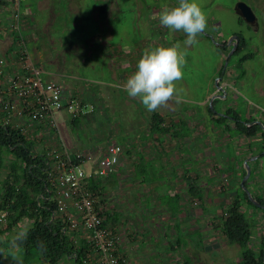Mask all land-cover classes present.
<instances>
[{"label": "rangeland", "instance_id": "1", "mask_svg": "<svg viewBox=\"0 0 264 264\" xmlns=\"http://www.w3.org/2000/svg\"><path fill=\"white\" fill-rule=\"evenodd\" d=\"M56 2L57 8L54 12L58 18L51 29L53 37L50 39L55 44L50 45V48L53 51L57 50L55 54L60 57L62 73L58 78L59 83L74 87L79 98L87 96L88 100L85 102L94 106L95 112L80 119L76 126L68 121L65 126L60 124L59 129L54 130L30 128L28 133L38 143L39 151H46L47 148L52 151L57 150L66 143L65 145H69L68 147L72 150H81L96 158L111 144H119L125 151V148H129V144L135 143V140L146 142L153 139L148 129V121L155 111H146L139 98L128 96L124 89L127 78L136 69L132 67L133 65L127 68L123 66L111 68V65L119 64V56L125 54V49L121 48L122 45L132 48L147 45L154 49L158 46L169 47L180 42L181 49L185 52V64L182 69V78L174 82L179 101L177 102L176 96L172 100L183 112V120L191 122L194 119H202L203 115H194L200 108L203 113L207 111L210 114V109L213 112H219L212 106L215 100L216 102L221 100L228 111L238 112L243 121L251 120L252 116H257L254 122L264 121V0H197L207 17V25L203 33L197 36L198 43L191 47L183 44L185 34L182 31H170L159 23L160 13L166 8L175 7L178 0H85L78 13H73L69 9L67 0L63 3H60V0ZM239 2H245L254 11L257 17L255 27L239 24L240 15L236 12ZM101 4L108 6V12L105 15L98 9ZM239 33L249 41L248 48L240 55H232L227 63L234 42L231 41L230 45L228 43ZM208 35L213 39L209 40ZM224 41L230 51L226 48L225 51L221 49ZM75 46L78 52L73 51ZM226 52L227 57L223 58L222 55ZM245 54L251 55V58L243 64L244 67L241 70L237 65L241 56ZM44 66L46 70L52 72L57 70L47 64ZM242 72L246 75L240 77ZM57 73L59 74L60 71ZM221 79L230 84L224 92L227 94L226 98L225 95L217 94L222 90ZM162 108L163 106L156 111H161ZM221 115L224 116L225 113ZM69 119L72 120L71 117ZM231 125L233 126V123ZM210 127L215 129L214 125ZM231 133L234 134V132ZM215 134L208 130L207 137L210 139L208 143L204 137L200 139L204 143L200 151L201 164L207 167V183L213 190L211 193L208 192L205 199L208 217L206 229L204 230L201 225L199 233L189 232L185 235L181 233L177 235L178 237H174L183 242V250L177 252L171 250L170 238L164 236L166 231L162 227L160 216H158V222L147 220L146 225L142 226L143 221L145 222L143 215L151 220L155 218L152 215L153 212L135 213L140 229L134 228L131 223L126 225L123 215L125 208L130 210L138 208V211L143 208L142 205L148 206L149 197L147 194L135 195L128 192L125 198L123 196L125 190L133 191L134 188L127 187V190L126 185L123 184L120 189L118 168L114 172L115 178L108 176L101 179L106 189L104 194L96 196V201L99 203L104 200V208L109 213L123 215V219L120 218V222L112 229L118 237V248L127 264H187L190 260L193 264L238 263L242 254L241 248L239 245L228 244L222 233V214L227 211L233 199L232 188L227 182L228 178L223 181L221 175L217 177L219 176L218 155H213L223 150L220 141L225 134L217 133L219 138L214 139L216 140L214 142L211 137ZM216 144L220 145L217 147ZM246 144H249V147L254 146V140L246 139ZM230 150L229 155H226L227 159L229 157L230 162L232 158L234 161L238 160L233 155L236 149ZM237 151H244V149L239 148ZM260 152L264 154V151ZM138 156L142 158L141 155ZM191 156L195 157L194 153ZM223 158L220 159L223 161ZM10 161L11 158L8 157L5 168L0 172V182L6 180L8 176ZM143 166L144 163L138 166L133 174L134 178L145 186L144 178L147 175H144L145 172L142 171ZM85 168L89 170L91 163ZM251 168L252 180L259 172L263 173L264 157L263 161L258 160L252 163ZM261 187L264 190V181ZM166 201L169 202L167 198ZM249 210H247V217L253 221L254 226L252 245L258 251L264 232L262 219L256 210L252 208ZM126 226L127 229H125ZM7 227L8 220L5 219L0 223V229ZM28 227L29 222L23 221L0 237V244L8 245L6 250L0 251L3 264H7L8 254L14 248L15 239ZM150 239H152L151 242ZM94 257L93 264H99L97 254Z\"/></svg>", "mask_w": 264, "mask_h": 264}, {"label": "crops", "instance_id": "2", "mask_svg": "<svg viewBox=\"0 0 264 264\" xmlns=\"http://www.w3.org/2000/svg\"><path fill=\"white\" fill-rule=\"evenodd\" d=\"M43 1L44 0H21L22 10L25 13H28L26 16L30 17H25L27 21L23 28V34L28 43L31 58L35 65L42 71L43 81L54 82L61 85L65 98H82L80 99L82 101L88 100L87 96H80L79 98L74 87H67L64 84L59 83L58 78L62 73L60 57L55 54L57 50L53 51L52 48H50V45L55 44V42L50 39L53 37L51 29L55 25L56 19L58 18L57 14L54 12V9L57 8V2L56 0H46L47 2ZM64 1L66 0H60V3H63ZM67 1L69 9L73 13H78L85 0ZM15 9L14 0H3V2L0 3V59H4L6 61L5 70L9 76H13V74L19 72V67L17 66L18 62L14 56V49L17 47L15 36L16 32L12 31V24L14 21L13 13L15 12ZM98 9H100L101 13L104 15L108 12V6L105 4H101ZM208 39L210 40L211 38ZM121 48H123V50L125 49V54H123V56H119V64L111 65V68L113 69L120 68L122 66L127 68L131 65H133L132 67L136 69V63L144 50L152 47L140 45L132 48L128 45H122ZM226 49L230 51L229 46H226ZM73 51L78 52L77 46L73 47ZM226 53L222 55L223 58ZM46 64L56 68V72L46 70L44 66ZM59 71L60 73L58 74L57 72ZM221 80L222 90L217 94H220L221 96L225 95L226 98L227 94L224 92L230 84L226 83L223 79ZM216 104L218 108L216 107ZM213 105L215 109L219 111L216 113H220V116H222V113H226L228 111V109H226L221 103V100L218 102L215 100ZM162 109L163 110L161 111L155 112L162 116L171 118L167 120L168 123L174 119L173 122L177 124V126L183 127L181 131H186L190 134L191 130V134L188 137L185 136L181 139L173 138L172 135H152L153 139H150V141L140 142L135 140V143L129 144V148H125L117 170V175L120 189L123 184L126 185V189L127 187L134 188V192L130 191V189L129 191L125 190L123 195L125 198L128 195V192L135 195L147 194L149 197L148 206L144 207V205L141 204L143 208L138 211V208L135 209L136 211L125 208V213L123 215L126 225L131 223L134 228L140 229L141 226H138L135 213H146L147 211L153 212L154 214L152 215H154L155 218L151 220H149L148 216L143 215L145 222L143 221L142 226L146 225L147 220L150 222H155L156 220V222H158V216H160L162 218H160L163 224L162 227L166 231L164 236L170 238L171 250L177 252L184 249L182 248L183 242L174 237H178L177 235L181 233L184 235L189 232L195 234L197 232L199 233L201 232V225L204 230L206 229L205 226L207 224L206 220L208 217L206 214L205 199L208 192L211 193L213 190L209 188L207 183V167L201 164L202 161L200 151L203 149L204 143L200 139L204 137L208 143L210 140L209 137H207L208 130L209 132L213 131L216 133L213 135L214 137H211L213 140L219 138L217 133L225 134V137L223 136L220 141V143L222 142L221 148H223V150L213 155H218L217 162L219 166L217 169L219 176L217 177H220L221 175L223 181H226L228 178V185L232 188V199L236 198L239 194L238 183L242 175V168L245 167L246 160L259 156L257 160L250 163L252 166V163L254 164L258 160L263 161L264 154L260 152L262 148V141L260 137L254 140V146L249 147V144H246L245 137L225 132L227 126L230 128V132H233L232 130L234 127L231 125V122H226L221 126L216 124V126L212 121V116L208 114L207 111H205L206 113H203L201 108L197 109L194 115L200 114L203 115V118L200 120L194 119V121L191 122L183 120V112L179 110L178 105L175 104L172 99L163 105ZM256 118L257 116H252L250 119L254 122ZM80 119L78 118L79 121ZM59 120L60 124H63V126H65L68 121L73 124L72 120L69 119L68 116H61ZM149 122L150 120L148 121V129ZM212 124L215 126V129H211L210 126H213ZM215 141L216 140H214V142ZM219 145L220 144H216L215 146L218 147ZM231 148L236 149L233 155H235V158L238 160L234 161L232 158L230 162L229 157L227 159L226 155H229ZM239 148L244 149V151L238 152L237 150ZM193 153L195 157L191 156ZM138 155H141L142 158H139ZM222 157H224L223 161L220 159ZM143 163L145 167H142V171L145 172L144 175H147V177L144 178L146 180L145 186L139 183V180L135 179L133 174L137 167L141 166ZM226 170H229L230 172H225ZM114 174L116 175V173ZM128 180L129 182H127ZM263 181L264 171L263 173L259 172V174L252 180L250 176L247 181V187L252 195L258 196L261 199H264V190L261 187ZM139 189L141 191L138 192ZM166 198L169 202L166 201ZM174 198L175 200H173ZM249 209L250 208L247 210L250 211ZM255 214H257V212H255ZM123 215H119V218L123 219ZM164 224L166 228L164 227ZM120 225L123 224L120 223ZM167 228L169 229V233ZM125 229H127V226ZM151 241L152 239H150V242ZM187 244L190 245V243Z\"/></svg>", "mask_w": 264, "mask_h": 264}, {"label": "trees", "instance_id": "3", "mask_svg": "<svg viewBox=\"0 0 264 264\" xmlns=\"http://www.w3.org/2000/svg\"><path fill=\"white\" fill-rule=\"evenodd\" d=\"M2 2L3 0H0V3ZM239 24L243 25L246 22L239 17ZM236 35L240 37V42L233 56L244 53L249 45V41L241 33ZM225 48L226 41L223 42L221 49L225 51ZM225 56L227 57V53ZM250 58L251 55L247 54L241 56L237 67L240 66L242 70L243 64ZM245 75L246 73L242 72L240 77ZM209 111L215 124L221 126L226 122L233 123V135L253 140L260 137L261 151H264V121H261L262 125L258 123L248 125L253 120L243 121L234 110L227 111L224 116H220L211 109ZM2 116L4 114L0 116V172L5 168L8 157L11 161L6 180L0 182V218L5 214L4 220H8V227L0 229V237L7 230L17 227L19 223L29 222V227L15 239L14 248L8 254L7 264H64V262L65 264H93L94 256L97 254L94 244L82 231L73 230L65 221L66 218L57 213L58 204L54 196V187L47 174L52 162L50 157L52 150L47 148L46 151H39L38 143L32 135L3 123ZM168 119L171 118L157 112L153 113L149 122L151 135H172L173 138L181 139L191 134V131L190 134L181 131L183 127L177 126L173 122L174 119L168 123ZM72 122L76 126L80 121L73 118ZM225 132L231 133L228 126ZM246 172V168H242L238 183L239 194L222 214V233L228 244L239 245L242 250L241 258L236 264H264V234L257 251L252 245L253 221L248 219L246 211L252 208L261 215L264 230V209L253 205L240 185ZM252 175L253 171L251 177ZM109 177L115 178V174ZM88 188L95 197L104 194L106 189L98 178L91 179ZM254 198L264 206V199L258 196ZM104 204V200L99 203L97 201L96 204L97 211L104 219L103 227L115 233L112 227L120 222L119 215L109 213L104 208ZM7 248V244H0V251ZM122 258L125 260V257L122 256ZM0 264H3L1 256ZM187 264H193V262L190 260Z\"/></svg>", "mask_w": 264, "mask_h": 264}, {"label": "built area", "instance_id": "4", "mask_svg": "<svg viewBox=\"0 0 264 264\" xmlns=\"http://www.w3.org/2000/svg\"><path fill=\"white\" fill-rule=\"evenodd\" d=\"M12 31L16 32L14 56L19 72L9 76L6 61L0 59V116L2 122L28 133L30 128L59 129L61 116L83 118L95 112L94 106L78 98H65L61 85L45 82L42 71L33 62L23 34L26 14L21 0H14ZM30 18V17H29ZM124 149L109 145L98 157L72 150L62 144L50 153L47 172L54 187L57 213L63 215L73 230L82 231L97 250L99 264H127L118 248V237L103 227L104 219L97 211V201L88 185L93 178H106L119 167ZM91 163L87 170L85 166ZM5 214L1 216L3 221Z\"/></svg>", "mask_w": 264, "mask_h": 264}, {"label": "clouds", "instance_id": "5", "mask_svg": "<svg viewBox=\"0 0 264 264\" xmlns=\"http://www.w3.org/2000/svg\"><path fill=\"white\" fill-rule=\"evenodd\" d=\"M159 23L170 31L185 34L183 44L195 46L197 36L207 25V17L197 0H178L175 7L164 9ZM185 52L180 42L169 47L145 49L136 63V70L127 78L124 89L128 96L139 98L146 111L154 112L174 96L179 101L175 81L182 78Z\"/></svg>", "mask_w": 264, "mask_h": 264}, {"label": "water", "instance_id": "6", "mask_svg": "<svg viewBox=\"0 0 264 264\" xmlns=\"http://www.w3.org/2000/svg\"><path fill=\"white\" fill-rule=\"evenodd\" d=\"M236 12L238 15H240V17L246 22V24H248L249 26H256L257 25V17L254 13V11L252 10V8L246 4L245 2H239L236 6ZM210 37V35H208ZM211 39H213L212 37H210ZM233 41V46L231 48V52L227 58V63L230 59V57L234 54V52L236 51L239 42H240V37L239 36H234L232 39H230L228 45H230V42ZM213 107V106H212ZM254 123H258L260 125H262L261 122L255 121ZM264 129V127H263ZM259 158V156L253 157L251 159L246 160L245 165H246V175L243 177L242 182H241V187L242 189L247 193L250 201L253 203V205H255L256 207L259 208H263L264 206L258 202L254 196L252 195V193L250 192V190L248 189V187L246 186V183L248 181V179L250 178L251 174H252V168H251V162L255 161Z\"/></svg>", "mask_w": 264, "mask_h": 264}, {"label": "flooded vegetation", "instance_id": "7", "mask_svg": "<svg viewBox=\"0 0 264 264\" xmlns=\"http://www.w3.org/2000/svg\"><path fill=\"white\" fill-rule=\"evenodd\" d=\"M255 27V26H254Z\"/></svg>", "mask_w": 264, "mask_h": 264}]
</instances>
